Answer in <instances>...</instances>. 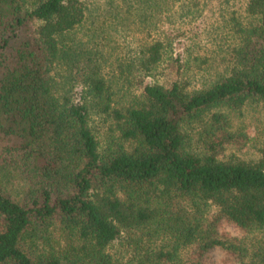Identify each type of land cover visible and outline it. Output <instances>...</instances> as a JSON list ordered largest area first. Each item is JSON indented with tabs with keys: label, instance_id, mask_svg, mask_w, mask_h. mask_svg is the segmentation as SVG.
I'll return each mask as SVG.
<instances>
[{
	"label": "trees",
	"instance_id": "1",
	"mask_svg": "<svg viewBox=\"0 0 264 264\" xmlns=\"http://www.w3.org/2000/svg\"><path fill=\"white\" fill-rule=\"evenodd\" d=\"M86 8L0 0V264H202L215 246L264 264V232L244 238L264 230V145L256 160L225 155L248 139L235 111L264 105V0L248 1L258 22L227 74L192 90L142 81L125 101L93 54L68 43ZM163 49L148 46L141 64L152 70Z\"/></svg>",
	"mask_w": 264,
	"mask_h": 264
},
{
	"label": "rangeland",
	"instance_id": "2",
	"mask_svg": "<svg viewBox=\"0 0 264 264\" xmlns=\"http://www.w3.org/2000/svg\"><path fill=\"white\" fill-rule=\"evenodd\" d=\"M248 1L85 0V19L67 40L69 44L73 41L81 44L82 49L93 54L100 72L121 101L138 92L142 81L168 82L178 78L192 90L229 72L233 47L241 42L243 31L258 22L257 16L247 12ZM157 40L164 44L163 57L149 71L141 60L147 47ZM57 70L56 79L64 92L67 65L61 62ZM80 90L81 86L76 87L74 98L80 95ZM232 120L248 139L243 146L230 145L225 155L258 159L264 145V105L256 102L244 105L235 111ZM92 123L101 133L110 126L100 113L93 114ZM220 230L231 236H244L225 220ZM263 232L247 233L244 238L251 241ZM202 264H238V261L215 246L203 256Z\"/></svg>",
	"mask_w": 264,
	"mask_h": 264
}]
</instances>
